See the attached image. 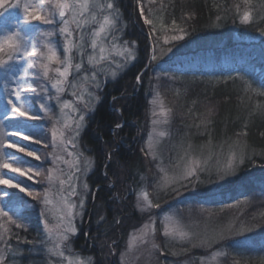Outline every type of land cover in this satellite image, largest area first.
Here are the masks:
<instances>
[{"label": "trees", "instance_id": "16d2710c", "mask_svg": "<svg viewBox=\"0 0 264 264\" xmlns=\"http://www.w3.org/2000/svg\"><path fill=\"white\" fill-rule=\"evenodd\" d=\"M138 2L140 6L133 8L132 0H114L124 22L123 34L129 44H135L136 56L102 87L100 100L81 134V150L92 168L85 176L88 221L84 218L79 226L74 248L94 256L92 264H104L99 255L102 249L99 252L96 244L103 235L111 234L113 249L120 247L129 223L141 219L134 207V193L142 180L156 204L176 195L174 191L155 192L154 176L146 163L144 115L151 89H156L174 110L169 136L172 154L181 152L187 142L192 143V149L234 140L245 147L246 159L237 166L236 175L225 182L223 191L203 193L210 190L214 175L201 174L197 193L184 197L183 202L192 211L212 216L215 223L233 218L247 230L259 228L261 233L249 235L247 231L246 235L253 241L264 240V179L262 174L252 178L244 174L255 164L264 166V44L247 47L231 41L233 33L242 37L264 34V0L247 4L245 0ZM246 10L253 18L243 24L240 16ZM145 17L152 25L143 23ZM152 27L156 32L149 37L158 45L157 59L144 70L149 43L146 38ZM181 28L188 33L183 40L164 42L165 36L170 40ZM168 48L172 50L166 53ZM138 76L141 87L135 91ZM118 124L121 127L117 129ZM30 222L37 229L21 230L4 246L6 258L13 264H39L38 254L31 252L38 240L39 223L35 218ZM156 234L162 241L158 225ZM164 245L160 242L159 248L166 256L169 251ZM217 247L222 251V264H264V247L259 243L237 247L228 236ZM200 251L192 250V256L205 253ZM115 260L113 256L108 264H116Z\"/></svg>", "mask_w": 264, "mask_h": 264}, {"label": "rangeland", "instance_id": "374dc122", "mask_svg": "<svg viewBox=\"0 0 264 264\" xmlns=\"http://www.w3.org/2000/svg\"><path fill=\"white\" fill-rule=\"evenodd\" d=\"M133 8H136L139 5V0H132ZM8 2L16 3V0H8ZM24 0H21L23 3ZM101 3L112 2L114 5V0H100ZM2 10V9H0ZM22 13V9H9L7 14L0 16V32H3L5 28L11 27V23L14 22ZM104 14H108L105 12ZM113 15L119 14L120 16V31L113 33L118 37L117 40L113 41L112 36H108L107 39L103 41V46L106 48V53L109 57L108 60L102 61L99 66H97V71L102 67L103 76H110L113 71L120 73L125 69L129 64L133 63L134 60L124 62V58L119 56L112 49V43L117 44L118 50H122L124 47H130L133 50L134 56H136V50L134 48V43L124 44V41H127L124 34V22L121 18V15L115 5L113 10ZM35 27L29 33L30 36L35 34ZM38 39V38H37ZM55 40H59V37H55ZM148 43L147 61L144 70L149 66L152 61L151 57L153 55L152 41L149 35L146 38ZM231 41L235 45H244V46H260L264 44V34L259 36H240L236 33L231 35ZM167 51L166 53H168ZM88 54H91V50H88ZM58 55L63 59L64 54L62 51L58 50ZM97 58H99V51L96 52ZM169 55V54H168ZM86 60V57H85ZM112 61H115L113 63ZM78 62L74 60V63ZM116 64H124L119 70L116 69ZM59 65L51 64L49 76L52 78H57V74L54 69ZM85 68L88 69L89 66L85 64ZM32 72L33 70H29ZM73 71H75L73 69ZM89 80L85 81L80 77H70V83H75V87H66L65 92L61 95L60 101L55 99L48 101L46 99L37 98L32 101V104L35 105L36 111L31 112V105H24V107L31 112L41 117L39 121H30L26 118H20L17 122L16 118L11 117V113L8 115L5 114V105L7 104L8 95L7 89L11 87L8 85L4 79H0V145L4 144V141H9L12 143H20L21 146L30 145L29 150L37 151V155L41 156V160L37 161L33 157H26L25 153H19L17 149L7 148L6 146L0 148V151L5 152V159L9 163H13L14 166L27 167L32 166L34 170L40 171L42 176L37 178L33 177L32 180H28L27 177L20 176L18 173H11L10 170L0 169V174L5 172L10 173L6 178H12L19 176L20 181H23L22 186L33 188L35 191L41 192L44 188H48L49 185L47 182L40 184L37 183L38 180H43L44 177L48 174V169L53 168V185L50 190V198L53 203L49 205L51 213L45 217L48 220V224L53 227L52 236H48L43 227V219L37 215V211L40 209V205L32 201L31 197H27L25 193H21L19 189L8 188L6 185H0V189H5L12 194L10 200H0V207H4L5 204L8 207L5 208V211H9V215H12L15 223L7 221L6 218L0 217V235L5 236V240H0V248L3 249V255L5 257L3 264H13L11 259L6 258L4 246L7 245L8 240L12 237L16 239L15 236L19 235V232L30 231L32 228L37 229L35 225H31V219L35 218L38 220L40 232L38 235V240H36L35 246L31 247V252L38 254L37 263L39 264H92L94 262V256L84 255L79 253L76 248H74V237H71L67 242H61L57 233L63 231V226L56 228L57 224H60L59 217L66 212V208L62 203L63 196H66L68 191H70L68 177L73 175L75 168L79 167L82 171L78 174L79 179H73L71 183L76 185V190L78 195L71 196L68 198L69 203H75L79 205L80 198H83L85 203L83 206V215L77 216L74 220L75 226L78 228L82 224L83 219L85 218L88 221V216L85 213L86 209V193L82 187L85 183L86 173L89 172L92 168V164L89 158L84 155V152L81 150V134L83 129L91 120V115H86L85 126L80 130L79 136H76L74 133L75 121L78 120L79 113L77 109L83 110L84 106L87 104L88 108L94 109L97 101L95 96H100V92L94 91V85L90 79V70L88 72ZM83 76V73L80 74ZM100 77V79L103 78ZM117 77V76H116ZM114 79H108L106 83ZM137 87L135 91H138L141 87V81H136ZM40 83H45L40 81ZM51 81L45 86L50 85ZM35 86V84H34ZM106 86L102 83V87ZM49 92L55 96L54 90L49 87ZM75 92L77 95H82V100H77L76 96H73L72 93ZM89 93H92V96H89ZM39 97L40 93L34 94ZM158 100L157 104H153L152 101ZM68 101L69 106L63 108L61 107L63 102ZM40 103H45L46 106L50 108L48 113H44L43 110L39 108ZM20 106V105H18ZM146 113L144 115V128L146 135L144 137V154L146 156V163L148 166L149 172L153 173L154 184L153 189L155 192L166 193L173 191V188L179 187L176 183V178L183 174L186 168L194 166L195 162H199V167L203 168L204 171L201 174L214 175L213 181L217 179V169L222 168L229 158V156L235 153L237 157V163L242 154L243 161L246 159L245 147L242 145L241 141H231V142H221L217 146L215 144L211 145L210 143L201 145L198 148L192 149L194 146L191 142H187L186 147L179 153H173L170 151V145L172 143L170 139V128L172 117L174 115V110L166 103L165 100L159 95L156 89H151V93L147 99ZM161 108L166 111L165 115L161 114ZM170 110V111H167ZM153 112L157 113L155 116ZM65 124L69 125V128H65ZM58 129L59 132H64L62 138L58 135L57 146L53 148L52 145V135L51 131L53 126ZM20 132V136L13 135L16 132ZM163 133V135H161ZM24 135H32V141H24L22 137ZM36 139L40 140L39 144H35ZM60 139H63L64 144H60ZM71 140L72 143H68ZM66 145V147L64 146ZM54 153L55 156L60 157L61 159L57 160L55 164L53 163V158L50 154ZM69 153H72L70 156ZM9 154H14L15 157L23 158L29 163H18L15 158L9 159ZM77 160L79 164L77 165ZM239 166V163H238ZM237 168V167H236ZM235 168V170H237ZM249 176V178L255 177L257 174H262L261 179H264V166L258 167L256 164L249 168L248 172L244 173ZM257 177V176H256ZM233 176H229L228 179L224 180L221 183H211L210 190L203 193H219L223 191L226 187H223L227 180H231ZM65 180L64 191H60L59 180ZM145 180L141 181L140 186L135 189L134 193V207L141 214V219L136 222H130L128 229L123 235L122 243L118 248L113 247V242L110 241V235H103V240L98 242L96 249L100 252L102 249V257L104 264H108V260L113 259L115 256L116 264H222L221 249L214 248L216 244L221 240V235L224 238H232L233 234L244 230L245 228L242 225H238L234 222L233 218L228 219L225 222L215 223V219L212 216H209L207 213L191 210L186 203L183 202L184 197L190 196L194 193H197L196 189L192 190L191 187L185 189L181 187L180 192L181 196H173L172 198L166 200L165 202L158 204L159 208H152L150 210L142 211L140 210L142 204L139 201L142 199L143 194L147 193V199L151 201L153 205H157L153 202L150 197L149 190L145 184ZM130 194V191H127ZM23 199L26 201H31L35 205L36 210L27 213L28 219L18 218L16 213L17 205L19 201ZM79 208L73 209V211H79ZM148 212L147 214H143ZM152 214V215H149ZM84 214L86 215L84 217ZM143 214V215H142ZM150 218H155L160 227V234L162 235L163 227L167 226L170 230L176 232L185 231L189 233L184 239H180L179 236H169L162 238V241L157 237L156 231L155 234H152L151 224L149 223ZM86 221L85 224H86ZM30 224V225H29ZM148 224V227L145 225ZM17 225H22V227H17ZM32 227V228H31ZM5 228L8 229V232L5 233ZM145 232L148 233L145 236ZM249 232L253 234L261 233L259 228L253 227L249 229ZM247 234V232H246ZM146 241V242H145ZM160 242H164L165 249L169 252L166 253V256H163L159 248ZM101 244L103 245L102 248ZM59 245V249H56V246ZM99 245V246H98ZM158 245V247H155ZM187 246L185 251H182L183 246ZM53 249V251H49ZM199 249L203 250L200 252H205L199 256H192V250ZM59 252H63V255H59ZM199 253V252H198Z\"/></svg>", "mask_w": 264, "mask_h": 264}, {"label": "snow or ice", "instance_id": "6c2138e0", "mask_svg": "<svg viewBox=\"0 0 264 264\" xmlns=\"http://www.w3.org/2000/svg\"><path fill=\"white\" fill-rule=\"evenodd\" d=\"M250 0H245V3H249ZM115 5L112 2L101 3L100 0H16V3L8 2V0H0V16L7 14L9 9H22L21 15L11 23V27L5 28L3 32H0V79H4L8 85H11L7 89L8 100L5 105V114L11 113V117L16 118L19 122L20 118H26L30 121H39L40 116L31 114V112L36 111L35 105L32 101L37 98L46 99L51 101L55 99L60 101L61 95L65 92L66 87H75V83H70V77H80L81 79L87 81L89 80V70L90 79L94 85V91H102V83L106 84L108 79H115L117 76V71H113L110 76H103V68L101 67L97 71V66L101 64L102 61L109 59L106 53V48L103 46V41L112 36V40L118 39L117 36L112 35L113 33L120 31V16L119 14L113 15V10ZM240 9L237 5V12ZM107 12L108 14H104ZM140 15H144V9L141 8ZM252 12L244 11L240 16V21L243 24L251 23ZM145 25H152V21L146 17L143 20ZM175 25L176 21H172ZM35 27L36 31L33 36L29 33ZM179 34L172 35L170 40L169 37H164L165 43H170V41H181L188 35L184 29H179ZM156 29L152 27L151 32L148 35L155 34ZM55 37H59V40H55ZM38 38V39H37ZM155 38V37H154ZM129 42L124 41L127 45ZM157 44H153V55L151 59L156 60L155 50ZM91 50V54H88V50ZM99 51V58H97L96 52ZM112 49L119 56L124 58V62L134 60L135 56L133 50L130 47H124L122 50H118L117 44L112 43ZM58 50L62 51L64 54L63 59L58 55ZM172 49L168 48L170 52ZM86 57V60H85ZM74 60L78 62L74 63ZM115 63V61H112ZM59 65L54 69L57 74V78H52L49 76L50 65ZM85 64L89 66L88 69L85 68ZM124 64H116V69L119 70ZM33 70L30 72L29 70ZM73 69L75 71H73ZM83 73V76L80 74ZM100 79V77H102ZM140 77H137V81ZM44 81L45 83H40ZM48 81H51L50 85L45 86ZM35 84V86H34ZM49 87L54 90L55 96L49 92ZM39 91L40 95L37 97ZM76 96L77 100H82V95H77L75 92L72 93ZM92 96V93H89ZM95 100L99 102L100 96H95ZM153 104H157L158 100L154 99ZM20 105V106H18ZM24 105H31V112L27 110ZM69 102H63L61 111L63 108H67ZM39 108L43 110L44 113H48L50 108L46 106L45 103H40ZM170 111V110H167ZM79 113L78 120L75 121L74 133L79 136L80 130L85 126L86 115H91L94 109L88 108L87 104L84 106L83 110L77 109ZM157 113L153 112L155 116ZM161 114L165 115L166 111L161 108ZM70 126L65 124V128ZM121 125H116V128H120ZM13 135L20 136L21 133L18 131ZM52 135V145L53 148L57 146L58 135L60 138L64 136V132H59L55 125L51 131ZM163 135V133H161ZM24 141H32V135H24L22 137ZM60 144H64L63 139H60ZM35 144H39L40 140L36 139ZM68 143H72L71 140ZM17 149L19 153H25L26 157H33L35 160H41V156L37 155V151L29 150L30 145L21 146L20 143H12L9 141H4L3 147ZM66 147V145H64ZM53 158V163L60 157L55 156L54 153L50 154ZM71 156L72 153H69ZM15 158L18 163L28 164L27 160L23 158L15 157L14 154H9V159ZM77 165L79 160H77ZM239 164L243 163V156L241 154ZM237 157L235 153L231 154L227 160V163L222 167L217 169V179L215 181H209V183H221L228 179L229 176L236 175L235 168L238 166ZM0 169L10 170L11 173H18L20 176L27 177L28 180H32L33 177H41L42 173L40 171L34 170L32 166L19 167L14 166L13 163H9L5 159V152L0 151ZM82 170L79 167L75 168L73 175L68 177V183L70 191H68L66 196H63L62 203L66 208V212L62 214L60 219V224L55 227L60 228L63 226V231L57 233L61 242H67L71 237H74L77 233V228L75 226L74 220L77 216L83 215L84 199L80 198L79 205L75 203H69L68 198L71 196H77L76 185L71 183L73 179H79V173ZM204 171L203 168L199 167V162H195L194 166H190L185 169L182 175L176 178V183L179 185L177 188H173V191L177 196H181L180 188H188L191 186L193 192L197 184L202 183L200 180V173ZM54 169H48V174L43 180H38L37 183L43 184L47 182L48 188H44L41 192L35 191L33 188L22 186L23 181H20L19 176L6 178L10 173L5 172L0 174V185H6L8 188L19 189L21 193H25L27 197H31L32 201L37 202L40 205V209L37 211V215L43 219V227L48 236H52L53 227L48 224V220L45 218L51 209L49 205L53 203L50 198V190L53 185ZM66 181L59 180L60 191H64V185ZM85 191L88 190L87 183L82 185ZM12 194L5 189H0V200H10ZM142 204L140 210L146 211L152 208H159L160 206L153 205L150 200L147 199V193L143 194L142 199L139 201ZM8 207L7 204L4 207H0V217L6 218L7 221L15 223L12 215H9V211H5ZM230 207V206H229ZM79 208V211H73V209ZM36 210L35 205L31 201H26L21 199L17 205V211L14 213L21 219H28L27 213ZM149 223L151 224L152 234H155V225L157 223L155 218H150ZM17 227H22V225H17ZM148 227V224L145 225ZM5 233L8 229L5 228ZM247 229L236 232L232 236V242L237 247H246L252 243H259L264 247V240L259 242L253 241L251 237L246 235ZM148 235L147 232L144 234ZM162 235L164 237L169 236H179L180 239H184L189 235L185 231L176 232L170 230L167 226L163 227ZM224 237L221 235V240ZM0 240H5V236L0 235ZM6 242V240H5ZM146 242V241H145ZM158 247V245H155ZM59 249V245L56 246ZM53 251V249H49ZM59 255H63V252H59ZM3 249L0 248V264L4 262ZM71 264V262H70Z\"/></svg>", "mask_w": 264, "mask_h": 264}]
</instances>
